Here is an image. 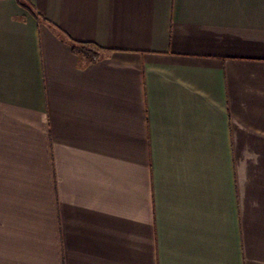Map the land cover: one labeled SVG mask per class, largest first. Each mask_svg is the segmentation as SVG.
<instances>
[{
	"label": "crops",
	"instance_id": "obj_1",
	"mask_svg": "<svg viewBox=\"0 0 264 264\" xmlns=\"http://www.w3.org/2000/svg\"><path fill=\"white\" fill-rule=\"evenodd\" d=\"M0 264H264V0H0Z\"/></svg>",
	"mask_w": 264,
	"mask_h": 264
},
{
	"label": "trees",
	"instance_id": "obj_2",
	"mask_svg": "<svg viewBox=\"0 0 264 264\" xmlns=\"http://www.w3.org/2000/svg\"><path fill=\"white\" fill-rule=\"evenodd\" d=\"M38 18V16H37ZM73 50L84 57H86L91 62H94L98 59L99 48L93 44H81L77 42H72Z\"/></svg>",
	"mask_w": 264,
	"mask_h": 264
}]
</instances>
